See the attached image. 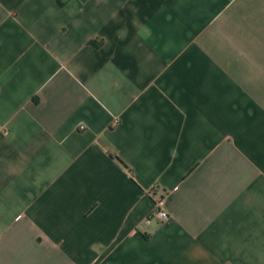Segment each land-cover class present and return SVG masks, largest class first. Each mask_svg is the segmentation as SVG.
Masks as SVG:
<instances>
[{"label": "crops", "instance_id": "1", "mask_svg": "<svg viewBox=\"0 0 264 264\" xmlns=\"http://www.w3.org/2000/svg\"><path fill=\"white\" fill-rule=\"evenodd\" d=\"M0 264H264V0H0Z\"/></svg>", "mask_w": 264, "mask_h": 264}, {"label": "built area", "instance_id": "2", "mask_svg": "<svg viewBox=\"0 0 264 264\" xmlns=\"http://www.w3.org/2000/svg\"><path fill=\"white\" fill-rule=\"evenodd\" d=\"M79 127L81 128L82 126H79ZM160 200H161V197L160 196L157 197L156 200H155V205L157 207L154 209L153 215L155 217H157L159 220H164L167 217V213L163 209H161L159 207Z\"/></svg>", "mask_w": 264, "mask_h": 264}]
</instances>
